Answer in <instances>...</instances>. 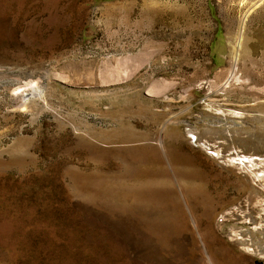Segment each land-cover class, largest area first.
I'll return each instance as SVG.
<instances>
[{"label": "rangeland", "instance_id": "rangeland-1", "mask_svg": "<svg viewBox=\"0 0 264 264\" xmlns=\"http://www.w3.org/2000/svg\"><path fill=\"white\" fill-rule=\"evenodd\" d=\"M0 264H264V0H0Z\"/></svg>", "mask_w": 264, "mask_h": 264}, {"label": "bare ground", "instance_id": "bare-ground-1", "mask_svg": "<svg viewBox=\"0 0 264 264\" xmlns=\"http://www.w3.org/2000/svg\"><path fill=\"white\" fill-rule=\"evenodd\" d=\"M244 16V15H243ZM239 42L238 43H231L230 45V55L238 53V47H239ZM240 49V48H239ZM238 56V55H237ZM234 59V58H233ZM233 61V60H232ZM235 63V62H234ZM35 93L32 92L31 95H34Z\"/></svg>", "mask_w": 264, "mask_h": 264}]
</instances>
